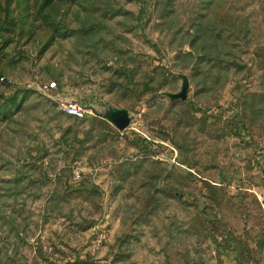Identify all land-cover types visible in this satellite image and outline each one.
I'll return each instance as SVG.
<instances>
[{"label": "rangeland", "instance_id": "obj_1", "mask_svg": "<svg viewBox=\"0 0 264 264\" xmlns=\"http://www.w3.org/2000/svg\"><path fill=\"white\" fill-rule=\"evenodd\" d=\"M0 264H264V0H0Z\"/></svg>", "mask_w": 264, "mask_h": 264}, {"label": "built area", "instance_id": "obj_2", "mask_svg": "<svg viewBox=\"0 0 264 264\" xmlns=\"http://www.w3.org/2000/svg\"><path fill=\"white\" fill-rule=\"evenodd\" d=\"M51 88L56 87V83H51L49 85ZM65 111L69 116L75 118H84L85 117V110L76 103H69L65 106Z\"/></svg>", "mask_w": 264, "mask_h": 264}]
</instances>
